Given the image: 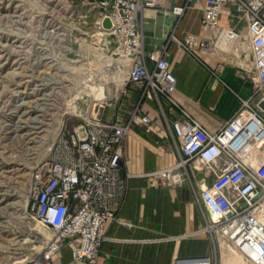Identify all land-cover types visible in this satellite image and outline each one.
<instances>
[{"label": "built area", "instance_id": "built-area-1", "mask_svg": "<svg viewBox=\"0 0 264 264\" xmlns=\"http://www.w3.org/2000/svg\"><path fill=\"white\" fill-rule=\"evenodd\" d=\"M79 1L98 11L94 27L113 38V55L126 70L122 94L136 92L137 102L109 122L91 118L57 138L28 189L22 219L35 229L7 248L10 257L0 264H53L65 248H70L68 264H96L105 224L115 220L130 177L122 171L124 138L133 128L152 125L166 134L176 160L145 176L162 188L180 186L188 174L198 176L202 231L224 240L243 264H264V226L257 214L264 203V0H185L171 10L179 17L188 3L200 4L198 34L171 37L185 53L215 49L243 60L249 56L240 77L251 95L216 130L205 129L175 101V78L160 53L143 51L138 17L164 0ZM223 13L227 26L218 24ZM104 18L109 30L101 27Z\"/></svg>", "mask_w": 264, "mask_h": 264}, {"label": "rangeland", "instance_id": "rangeland-1", "mask_svg": "<svg viewBox=\"0 0 264 264\" xmlns=\"http://www.w3.org/2000/svg\"><path fill=\"white\" fill-rule=\"evenodd\" d=\"M97 12L79 0H0V259L3 261L10 257L7 248L21 243L35 229L22 219L28 189L57 138L91 118L109 122L116 113L123 115L132 106L126 100L121 102L127 89L126 70L113 55V38L95 29ZM137 23L143 41L140 16ZM106 57L118 63L102 70V82L93 81L91 86L99 84L103 88L102 97L94 98L96 94L85 90L83 84ZM198 178L188 174V180L180 186L190 194V204L201 223L199 234L206 238L209 254L175 258L172 264H190L181 261L191 259L204 260L196 264H224L231 252L220 237L202 231L204 216L196 201ZM263 205L257 214L264 226ZM117 220L116 216L114 221ZM231 255L237 257L232 252ZM237 258L238 264H243Z\"/></svg>", "mask_w": 264, "mask_h": 264}, {"label": "crops", "instance_id": "crops-1", "mask_svg": "<svg viewBox=\"0 0 264 264\" xmlns=\"http://www.w3.org/2000/svg\"><path fill=\"white\" fill-rule=\"evenodd\" d=\"M185 0H164L158 8L140 14L144 52H159L175 78V101L207 130H216L249 98L251 86L240 76L249 67L233 52L212 49L191 56L175 40L198 34L200 4L190 2L181 16L171 10L184 6ZM227 26L225 14L218 21ZM172 37V38H171ZM134 104L137 93L127 91L121 102ZM149 107V109H148ZM155 124H160L150 104H144ZM176 160L166 134L158 126L133 128L123 141L122 171L130 177L117 214V221L105 224L96 264H172L175 258L209 254L206 238L199 234L201 223L190 194L184 186L162 188L145 174L172 165ZM170 237L163 240L162 238ZM70 248L62 250L53 264H68ZM231 255L224 264H238Z\"/></svg>", "mask_w": 264, "mask_h": 264}, {"label": "bare ground", "instance_id": "bare-ground-1", "mask_svg": "<svg viewBox=\"0 0 264 264\" xmlns=\"http://www.w3.org/2000/svg\"><path fill=\"white\" fill-rule=\"evenodd\" d=\"M117 63H118V60H111L109 57H106L105 59H103L101 64L97 68L93 69V71L90 72L89 76H87V79L85 80V83L83 84V88L85 90H88L89 93H90V91L91 92L93 91V93L96 94V96L94 98H96V97H100L101 98L102 94H103L102 93L103 92L102 91L103 88L101 87V85L98 84L96 87H93V86H91V84H93L94 83L93 81H95V80L98 81V82H100V81L102 82L103 81V71L102 70L104 68L110 67L112 65H117ZM120 67H122V66H120ZM116 68H117V70L120 69L117 66H116ZM117 72L120 73L119 71H117ZM117 92H118V88L114 91L113 95H115ZM263 206H262V208H263ZM25 207H26V203H25ZM24 210H25V208H24ZM24 210H23V212H24ZM37 231L39 232L40 230H37ZM207 263H208V260H207ZM2 264H9V263L5 262V263H2Z\"/></svg>", "mask_w": 264, "mask_h": 264}, {"label": "water", "instance_id": "water-1", "mask_svg": "<svg viewBox=\"0 0 264 264\" xmlns=\"http://www.w3.org/2000/svg\"><path fill=\"white\" fill-rule=\"evenodd\" d=\"M101 27H102V29H104V30H109V29H110L111 25H110V22H109V20H108L107 18H104V19L102 20V22H101ZM259 195H260V194H257V195L255 196L254 199H256Z\"/></svg>", "mask_w": 264, "mask_h": 264}]
</instances>
